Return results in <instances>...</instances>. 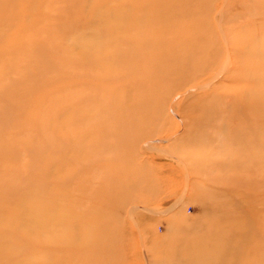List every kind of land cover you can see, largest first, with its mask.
<instances>
[{
    "label": "rangeland",
    "instance_id": "rangeland-1",
    "mask_svg": "<svg viewBox=\"0 0 264 264\" xmlns=\"http://www.w3.org/2000/svg\"><path fill=\"white\" fill-rule=\"evenodd\" d=\"M253 65L264 0H0V264H264Z\"/></svg>",
    "mask_w": 264,
    "mask_h": 264
},
{
    "label": "bare ground",
    "instance_id": "bare-ground-1",
    "mask_svg": "<svg viewBox=\"0 0 264 264\" xmlns=\"http://www.w3.org/2000/svg\"><path fill=\"white\" fill-rule=\"evenodd\" d=\"M170 45H171L170 48L174 51V43L173 44H169V46ZM255 51H257V50L255 49ZM171 54H173V53H171ZM234 54H235V57H236L237 56V53H234ZM206 58L204 60H195L193 58H190V59H188L186 61V63H183V62H180V64L178 63L176 65V67L178 66V68L180 69V71H178L179 73L180 72L184 73L183 74V78L184 79H185V77H187L189 80H192L194 77L196 78L198 74L204 73V71L207 69V66L208 65H211V62H208L209 61L208 59H210V58H208V59H206ZM238 58H239V56H238ZM241 65H242L241 66L242 69H245V71L247 72V68H249L250 65L247 62H244ZM261 67L259 65H253L252 66V69H251L253 71H257V73L255 74V76H253V74H252V78H253V80L255 82V85L258 88H261V90H262L260 93H257L255 95H253L252 101L254 103L252 104V109H255V107H257V105H259V104L260 105H264V67H263V65H261ZM244 77L245 76H242V78H244ZM205 87H207V86H205ZM226 103H227V101H226ZM218 106L220 107V104ZM198 108H203V107H198ZM255 113L261 114L258 117H260V119H262V121H264V112L261 113L259 111H257V112L255 111ZM262 138L263 139H259L257 141L253 140L251 142V144H249L250 147H244V145L243 146L241 145L242 144V141H240L239 138L237 137V139L239 140L238 145H241V147L238 148L239 150H237L238 154H240V153L246 154V150L248 152H251V151H254L255 150L256 151L255 154H257V155H253V156H255L257 160H259V158H260L261 155H262V157H264V137H262ZM245 139H247V137ZM248 159H250V157H248Z\"/></svg>",
    "mask_w": 264,
    "mask_h": 264
}]
</instances>
